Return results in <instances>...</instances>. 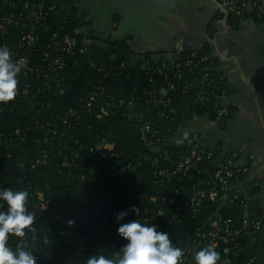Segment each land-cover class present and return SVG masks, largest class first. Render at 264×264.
<instances>
[{
  "label": "crops",
  "instance_id": "obj_1",
  "mask_svg": "<svg viewBox=\"0 0 264 264\" xmlns=\"http://www.w3.org/2000/svg\"><path fill=\"white\" fill-rule=\"evenodd\" d=\"M221 1L58 0L53 15L57 27H64L73 17L79 20L77 33L84 35L82 43L86 52V58L75 64V74L65 77L53 108L71 103L72 96L90 83L98 68L105 67L110 58L116 57V54L108 55L107 50L109 43L118 39L125 40L119 54L125 73L113 81V85L121 86L124 99L130 93L139 96L149 88L144 65L147 54L153 55L159 64L162 55L172 58L182 51L197 53L209 45L216 56L214 67L225 74L227 95L215 98L214 103L217 108L227 106L231 113L224 116V120L209 114L200 116L196 114L194 102L182 110L176 95H171L175 112L168 125L175 128L159 144L163 147L161 152L153 151L146 156L142 174L147 192L141 202L132 201V205L142 208L155 203L156 195L150 185L152 165L162 153L172 152L173 158L181 156L185 140L194 132L202 138L198 146L207 149L218 144L219 150L193 179L180 183L189 189L194 181L211 180L216 167L237 153L238 161L249 168L241 175L246 199L244 203L204 199L198 211H190L182 224L174 225V239L177 236L190 239L204 227L221 229L227 218L237 223L263 219L264 223V20L229 14ZM230 17L239 20L235 22ZM111 106L107 103L105 108ZM141 109L147 118L157 119L150 108L142 105ZM105 114L109 115L107 110ZM102 130L108 137L104 138L110 150L120 140H129L135 148L142 145L119 114L109 115L91 126L92 133ZM119 193L127 196L121 190L110 191V197ZM247 234L248 247L241 258L255 256V264H264V225Z\"/></svg>",
  "mask_w": 264,
  "mask_h": 264
},
{
  "label": "built area",
  "instance_id": "obj_2",
  "mask_svg": "<svg viewBox=\"0 0 264 264\" xmlns=\"http://www.w3.org/2000/svg\"><path fill=\"white\" fill-rule=\"evenodd\" d=\"M221 4L229 14L239 18L264 20V0H222ZM57 8L58 0H0V46L7 47L10 50L11 58L21 66V71L18 73L16 95L7 102H0V117L1 120L8 114L13 117L14 112L12 107L23 109L24 115H31L26 119L27 126L19 132L23 141H26L30 137V131L45 133L48 137L51 136V138L56 140L58 138L65 139L66 137L76 140L77 137L70 132V123L66 118H64V125H66L64 127V125L58 123V112L55 115L53 114L54 117H51L50 113H46V110L52 105L49 102L50 99L58 96V86L62 85L61 77L65 72L69 59L76 54L79 43L76 35L70 33L61 34L58 31V27L53 21V15L57 11ZM184 56V52L182 51V53L177 55V59H181ZM193 57L194 59L188 58L185 61V64L190 66L193 73L197 69L203 68L206 63L215 66L217 60L212 52H207L204 48L200 49L197 53H193ZM155 64L154 66L150 60L145 59L146 74L154 67V72L157 69L160 71L159 80L153 76L148 77L147 82L151 89L149 101L152 104L161 105L164 108L162 115L169 118L175 112L173 102L171 98L158 96V94L163 91L164 95H166L168 94V90L170 91L169 93L178 92L179 86L171 80L167 71L173 66L179 67L180 64L167 55H162L159 64L156 61ZM119 66L123 67V64ZM214 75L216 78L206 71L203 75L197 77L196 86L199 89V99L201 101L207 102L215 98H224L227 95L224 72L215 70ZM193 85L195 86L194 83ZM105 91V85H101L81 97L80 100L83 106L87 110H91L95 103L104 98ZM110 99L111 102L109 104L113 105L112 102L115 97H111ZM29 110H33L34 114H31ZM230 113L231 110L227 106H219L217 118L224 117ZM67 114L68 117L77 116L78 112L71 109L67 111ZM15 115L18 114L15 112ZM124 115L130 120L137 122L136 131L139 139L144 144L156 145L166 139V135L162 136L160 131H152L151 123L144 111L138 113L131 110L124 112ZM15 131L18 133V129ZM166 133H170V129L167 128L164 131V134ZM201 139V135L194 132L187 137L185 142L190 146H194ZM14 143H16V140L13 133H6L0 127V147L9 149ZM86 149H90L91 152L101 151V158L106 159L110 156L106 152V150H110L108 148V141L103 138L89 148L81 145L79 148L73 149V153L70 155L73 164L76 163L75 159L84 153ZM218 149L219 146L216 144L210 146L205 151H194L192 155L185 154L173 169L158 168L155 170V174L160 177L161 182L168 180L173 185V177L181 173L184 167H189L190 170L196 169L203 159H213ZM37 152L36 158L26 160L22 152L16 154L9 150L6 156L11 159V163L0 166V188L25 189L29 192L26 207L36 217L33 227L38 222L45 221L53 225L55 223L58 225V221H88L94 214L82 211L79 203L76 201H63L58 205L57 198L52 204L53 208L50 209L49 205L53 199L46 197L44 190L39 188V184H33L34 181H38L36 179H39V177L34 175V172H40V168L43 170L48 162L45 150L39 149ZM141 163L142 158H136L133 161H129L122 169L131 166L136 168ZM248 170V166L240 163L238 161V154L234 153L225 164L216 167L213 178L207 183L208 187H192L193 196L190 202L184 205L188 206L190 204V209L195 212L198 211L204 199L211 201L223 199L231 203H244L246 188L241 181V175L248 172ZM174 186L176 185L174 184ZM180 189L174 187L172 190H167L168 194L162 198L164 204L175 205L178 201ZM63 206H68L67 214L58 211V207L61 209ZM101 217L102 222L106 224V229L103 231L104 234L106 232H114L119 224L126 221V217L121 221H117L116 215H110L108 211L102 214ZM173 218L182 220L180 214L177 212L174 213ZM133 219H139V217L128 218V221ZM143 221L147 222L148 218H145ZM263 225V219L244 220L237 223L233 219L227 218L224 220L221 229L200 230L197 237L189 239L192 240L189 244L180 246L183 249L181 263H194V253L202 245L208 243L214 247H219V245L226 246V250L228 251L229 248L227 246L233 235L241 231L255 232L260 230ZM25 232L24 237L10 236L9 245L15 248L18 243L22 242L23 246L34 252V255L37 257V264H63L59 261V258L54 256L51 248L44 247L38 250L34 242L36 240L35 237L39 235L38 231L26 229ZM42 240L45 243L53 241L49 238L47 231L44 232ZM68 261L71 262L72 259ZM255 263V256H250L238 263L232 257H225L219 261V264Z\"/></svg>",
  "mask_w": 264,
  "mask_h": 264
},
{
  "label": "trees",
  "instance_id": "obj_3",
  "mask_svg": "<svg viewBox=\"0 0 264 264\" xmlns=\"http://www.w3.org/2000/svg\"><path fill=\"white\" fill-rule=\"evenodd\" d=\"M80 25L79 20L73 17L64 27L58 26V31L61 34H74L79 40L76 54L69 59L65 72L61 77L62 84L67 75L73 76L75 74V64L81 59L86 58L84 44L82 43L84 35L79 32L77 33V29L80 28ZM124 47L125 40L118 39L109 43L107 50L108 55L116 54V57L110 58L104 68L99 67L90 83L80 88L72 96L71 103L62 105L59 108H53L51 105V107L46 110V113H50L51 117H54L53 114L55 115L58 112V123L60 125H64V118H66L70 123V132L72 135L77 136L76 140L71 139V137H66L65 139L58 138V140H56L51 138V136L48 137L45 133L30 131V137L26 141H23L19 132L27 126L26 119L31 115H24L23 109L12 107L14 112L13 117L9 114L5 115L2 120L0 117L1 129L6 133H13L14 139L16 140V143L9 149L0 147V166L11 163V159L6 156L9 150L16 154L22 152L26 160H33L36 158L39 149L45 150L48 162L43 170L40 168V172H34V175L39 177V179H36L38 181H34L33 184H39V188L44 190L46 197L53 199L52 203L49 205L50 209L53 208L52 204L58 198V205L63 201H76L79 203L82 211L94 214V216L86 222L80 221L69 224L68 220L64 222L58 221V225H56L57 223L53 225L45 221L38 222L34 226V230L32 231H38L39 234L35 237L36 240L34 241L38 250L44 247L51 248L54 256L59 258V261L63 264H86L88 256L93 254L98 255L106 253L112 256L126 243L118 234V227L112 233H103L106 229V224L102 222L101 215L107 211L110 215H116L119 211L128 209L129 215L126 216L125 222H128V218L139 217L142 223H153L158 225L159 229L167 231L170 234V239L173 240L174 246L180 247L189 244L192 240L187 239V237L177 236L175 239L172 238L173 228L174 225L182 224L190 211H192L189 206L190 204L188 206L184 205L190 202L193 196L192 187H208L207 183L210 181L209 178L204 179L203 182L194 181L191 183L192 185L189 189L185 184L180 183V181L184 182L193 179L195 173L201 170L203 166L212 159H203L200 165L194 170H190L189 167H184L181 173L173 177L176 186L169 183L168 180L161 182L160 177L155 174V170L158 168L173 169L185 154L192 155L194 151L206 150L201 146H190L185 142L181 149L183 152L181 156L173 158L172 152L162 153L158 161L152 165L150 185L155 192L156 201L146 207L139 208L140 211L136 214L131 211L134 206L132 205V201L139 203L146 195L148 186L143 179L142 168L145 165L146 156L152 154V147L155 145H146L139 139L142 145L139 148H135L130 144L129 140H120L114 143L113 149L106 150V152L110 154L109 158H101V151L91 152L90 149H86L84 153L75 159L76 163L73 164L71 161L72 158L70 155H72L73 149H77L81 145H85L89 148L104 137L108 138L103 133V130L92 133L91 126L92 124L106 119L107 116L112 114H119L120 117L127 122L130 130H133L137 134V122L130 120L124 115V112L131 110L138 113L143 112L144 109H141V106L144 105L149 107L157 117L156 120L148 118L151 123L152 131H160L162 136L166 135L167 137L169 133L164 134V131L168 128L171 132L175 128L174 125H168L172 117L167 118L162 115L164 108L161 105L158 106L149 101L150 88L143 91L139 96H131L132 94L130 93L128 97L124 99L122 97L121 86L113 85V81L121 78L125 73V69L119 66L122 60L119 54ZM204 49L207 52H211L209 45H205ZM184 55L185 56L181 59H177V56L173 55L172 59L180 65L179 67L173 66L167 71L171 80L179 86L178 92L169 93L170 91L168 90V94L164 95L163 91H161L158 96L171 98V95H176L177 102L182 110L187 109L191 106V103L194 102L196 105V114L200 116L209 114L210 117L216 118L218 108L214 100L207 102L201 101L199 99V89L196 86L197 77H200L206 71L210 72L212 76L216 78L214 75L215 67L206 63L203 68L197 69L196 72L193 73L190 66L185 64L188 58L194 59L193 53L184 51ZM145 59L150 60L154 66L156 65L153 55L147 54ZM153 69H150L145 75L146 81L150 76L159 80L160 71L157 69L154 72ZM101 85H105L106 87L104 98L95 103L91 110H87L80 100L81 97L87 95ZM62 88L63 85L58 86V95ZM111 97H115V99L110 109H107L105 107L107 103L111 102ZM56 98L57 97H52L49 102L54 104ZM71 109L76 110L78 115L68 117L67 111ZM105 110L108 111L109 115L105 114ZM15 112L18 115H15ZM29 112L34 114L33 110H29ZM65 126L66 125H64V127ZM17 129L18 133L15 131ZM159 144L161 143L156 145ZM140 157L142 158L140 166L136 168L131 166L122 169L129 161H133ZM174 187L181 188L178 201L173 206L164 204L162 198L168 194L167 190H172ZM121 190L125 191L127 196L119 193L114 197H110V191L121 192ZM58 211L67 214L68 206H63L61 209L58 207ZM176 212L180 214L182 220L173 218ZM145 218H148L147 222L143 221ZM48 228H50V230H48ZM208 229L209 228L204 227L201 230ZM46 231L49 238L53 240L52 242H43V234ZM10 236L15 235L10 234ZM193 237L195 238L197 235ZM248 240L247 232L241 231L232 236L227 246L229 248L228 251L226 250V246L224 247L223 245H219V247L215 248L216 251L220 253V257L216 264H219V261L225 257H232L236 263L246 259L241 257L248 247ZM208 245L209 243L202 245L200 248ZM69 259H72V261L69 262Z\"/></svg>",
  "mask_w": 264,
  "mask_h": 264
},
{
  "label": "clouds",
  "instance_id": "obj_4",
  "mask_svg": "<svg viewBox=\"0 0 264 264\" xmlns=\"http://www.w3.org/2000/svg\"><path fill=\"white\" fill-rule=\"evenodd\" d=\"M20 71L21 66L11 58L10 50L0 46V102H7L16 95ZM28 197L27 190L0 188V264H37L34 252L22 242L15 248L8 243L10 234L24 237L26 229L34 230L36 217L26 207ZM131 211L138 214L140 209L133 206ZM128 215V209L121 210L116 220L121 221ZM117 232L126 241L119 251L113 256L90 255L86 264H181L183 249L174 246L170 234L158 225L133 219L119 224ZM219 257L220 253L212 245L194 253L195 264H216Z\"/></svg>",
  "mask_w": 264,
  "mask_h": 264
},
{
  "label": "water",
  "instance_id": "obj_5",
  "mask_svg": "<svg viewBox=\"0 0 264 264\" xmlns=\"http://www.w3.org/2000/svg\"><path fill=\"white\" fill-rule=\"evenodd\" d=\"M230 20H234L235 22H237L239 19L238 18H232V17H230ZM222 120H224V118L222 117ZM162 149H163V147H162V145H158V146H153L152 147V150L153 151H159V152H161L162 151Z\"/></svg>",
  "mask_w": 264,
  "mask_h": 264
},
{
  "label": "bare ground",
  "instance_id": "obj_6",
  "mask_svg": "<svg viewBox=\"0 0 264 264\" xmlns=\"http://www.w3.org/2000/svg\"><path fill=\"white\" fill-rule=\"evenodd\" d=\"M21 153V152H20Z\"/></svg>",
  "mask_w": 264,
  "mask_h": 264
}]
</instances>
